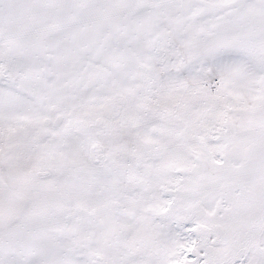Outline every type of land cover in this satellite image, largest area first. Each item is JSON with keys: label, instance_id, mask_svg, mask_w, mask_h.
I'll use <instances>...</instances> for the list:
<instances>
[{"label": "snow or ice", "instance_id": "snow-or-ice-1", "mask_svg": "<svg viewBox=\"0 0 264 264\" xmlns=\"http://www.w3.org/2000/svg\"><path fill=\"white\" fill-rule=\"evenodd\" d=\"M0 264H264V0H0Z\"/></svg>", "mask_w": 264, "mask_h": 264}]
</instances>
